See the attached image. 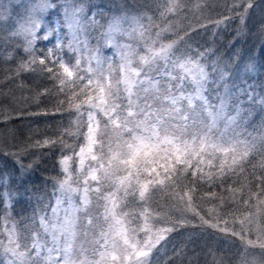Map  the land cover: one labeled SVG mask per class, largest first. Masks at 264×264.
Returning <instances> with one entry per match:
<instances>
[{
	"label": "trees",
	"instance_id": "16d2710c",
	"mask_svg": "<svg viewBox=\"0 0 264 264\" xmlns=\"http://www.w3.org/2000/svg\"><path fill=\"white\" fill-rule=\"evenodd\" d=\"M51 3L53 9L42 12L32 0H0V111L11 117L0 123V192L12 193L11 206L0 204V239L7 229H15L19 249L26 254L23 264L35 263L27 244L35 222L33 213L44 210L52 197L61 176L62 158L73 155L83 144L89 109L86 100L101 88L110 104L108 114L97 115L100 128L94 136V152L98 158L90 159L89 164L97 172L86 190L88 202L77 211L73 264L89 263L90 254L98 264H233L228 251L234 249L236 240L226 230H236L234 219L252 214L259 198L264 221V104L254 100L252 91L240 95L239 88L245 85L238 84L246 50L253 52L250 62L260 70L257 80L249 75L244 78L259 82L264 77V55L260 54L264 9L259 15L250 12L243 24L239 18H232L217 26V20L234 15L228 11V1L85 0L87 9L103 13L97 15L101 24L96 25L94 34L105 32V19L119 10L116 3L122 11L146 18L137 33H116L112 37L114 42L122 40L128 45V63L138 69L132 93L127 94L119 84L120 62L125 59L114 49L109 59L106 51L97 77L88 71L86 58H77L64 46L60 63L69 66L71 83L63 87L61 80L38 72L24 71L12 80L4 79L19 65L52 47L53 37L52 43L41 40L47 31L45 26L54 28L53 14L61 20V1ZM250 35L257 49L245 46L247 39L251 42ZM167 46L171 50L167 58L155 54ZM237 49L240 57L233 55ZM186 56L197 57L211 69L210 88L219 82L213 75L226 69L225 80L211 89V100L214 106L220 101L229 112L235 110L234 122L224 126V120L212 121L201 105L194 107L171 99L173 89L184 82L177 65ZM148 57L149 61L142 62ZM223 84L230 88L225 102L218 100ZM136 136L147 140L149 159L131 167L122 165L120 161L132 157ZM167 137L179 142L177 157H168L174 146L165 141ZM45 139L51 143L35 146ZM216 144H225L223 148L236 145L237 155L232 160L225 158ZM207 159L218 165L203 169L201 162ZM142 178L150 183L146 194L155 209L156 219L148 225L157 232L152 231L149 238L145 237L146 227H142L147 224L142 216L145 202L136 197V186ZM180 198L186 205L179 202ZM111 213L122 219L121 233L107 241L112 232L110 223L115 224ZM130 243L134 246L131 254ZM102 247L108 249L100 256ZM111 249L117 253H110ZM146 249L148 252L142 255Z\"/></svg>",
	"mask_w": 264,
	"mask_h": 264
},
{
	"label": "rangeland",
	"instance_id": "374dc122",
	"mask_svg": "<svg viewBox=\"0 0 264 264\" xmlns=\"http://www.w3.org/2000/svg\"><path fill=\"white\" fill-rule=\"evenodd\" d=\"M227 1L229 3L228 6H231L233 0H224L225 3ZM84 2L85 0H75L77 6H84L86 8V3ZM32 3L34 4L33 6L37 7L42 12H46L47 9H53L54 6V3H51V0H32ZM137 4L142 7L141 3ZM116 7H118L119 10L114 11L108 16L107 19H105V32L100 31L94 34L97 26H88L85 23V26L78 34L77 42L73 45L72 48L68 47L70 41L72 40V37L70 35H68L67 33L60 34L58 32L57 36L63 40L64 46L69 48L74 56L80 59L82 57L86 58L87 67L90 66L88 71L90 72V74H94V76L97 75V77L98 74H100L99 72L102 68V63L105 59L106 51H109L108 59L111 57V51L113 49L115 51V54L120 55L121 53L120 56L122 60H125L120 62L119 84H121L127 94H130L133 92L134 86L138 82V69L137 67H131L128 63L129 58L127 57L126 53L128 45L124 44L122 40H120L119 42V40L117 39L115 40V43L112 37L116 33H137L141 22L144 21L146 18H143L142 13L141 16L136 14L132 15L126 13L125 11H122L120 3H116ZM262 9H264V0H257L256 7L250 12L259 15V13L262 12ZM95 10L96 9H91L90 11ZM58 15L60 16V19L63 18L64 13L62 11V7L60 8V13ZM145 16L147 17V14H145ZM96 20L99 21L100 25L101 17L99 18L98 16H96ZM57 21L58 18L54 13L51 22L54 28L57 27ZM250 36L251 42L247 39L245 46H249L250 44V46L254 45V49H257L254 36ZM261 37L264 38V32L262 33ZM53 41L55 42L54 37ZM56 43L57 46H59V41H56ZM164 50L165 49L161 50V52L156 51L155 54H163V57L165 56L167 58V56H169L168 52H171V50H169L168 46L165 50L166 52ZM245 53L246 55L243 54V61L240 65V68H242V70H240L238 73L240 77V81L238 84H240L241 80L248 81L246 78H244L246 75H249L250 77L253 76L252 80H257V78H259V67L258 71L255 69V71L251 73L245 72L246 65L251 63L250 57L252 56L253 52L246 50ZM186 57L187 58L178 62L177 65V67L180 69L179 71L183 79L182 81L184 82L179 84L176 89H173L175 92L173 91L171 99H173L174 101H180L183 104L185 102L189 106L197 107L198 105H201L204 110L208 113L212 121H216L219 119L224 120V126L234 122V119L237 116L235 110L230 109L231 112H229L227 110L228 108L226 107V104H223L220 101L217 102L214 106V101L211 100V95H213V92L211 93V89L215 88L216 86H220V81L225 80L224 78L227 74L226 69H219L218 71L220 72H217L218 74L215 73L213 75L218 78L219 82H217L216 85L211 86L210 88L208 87V84L210 80H212L211 78H213L210 76L209 73L211 69L209 70L207 65L201 62L197 57ZM149 58L150 57L142 59V62H145L146 60L149 61ZM65 66L69 68V66ZM105 77H107L106 72ZM86 78H88V76ZM252 80L248 82L252 83ZM92 81L93 79H91V82ZM256 83L260 84L261 86L251 90L252 97L255 101H257V103L260 102L261 104H264V77L259 79V82ZM230 87L232 91H234V87L231 85ZM226 88L229 89L227 93L225 91ZM229 93L230 88L226 84H223L220 88V96L218 100L225 102L228 98ZM92 98L94 99V101L92 100ZM86 101L89 109L87 110L85 116L87 117V123L84 142L73 155L62 158L60 163L61 176L55 184L53 190L54 193L52 192L51 194L52 197L47 201L46 208L44 210H42L41 212L36 211L33 213L34 216H32L34 217L33 219L35 220V222H33V227H30V234L28 239L29 243H27L29 248H27L30 250L31 254L34 257L35 263L33 264H73V260H71L73 259L71 257L73 253L72 238L75 233L74 230L76 229L75 220L77 211L81 209L85 205V203L88 202L86 190L89 187V181L91 180V178L96 177L95 175L97 172L96 169H93L92 167L90 168L89 165L90 159H93L94 161L95 157H97V154L95 155L94 152V136H96L97 129L100 128V121H98L97 115L99 113L108 114V106L110 104L108 103L107 98L103 94V91H101V88L98 89V94H94L92 96L89 95ZM167 138L168 139H166L165 141L168 143L172 142L174 146V149L168 155V157H177L176 149L180 147L179 142L170 139L169 137ZM145 143L146 145H148L146 139ZM228 143L230 145V143L232 142ZM224 146L225 144L223 146L221 144H216V150L220 152L221 155H224L225 158L232 160L237 155L235 151L237 150L236 145L230 147L228 146L227 148H223ZM134 149L135 147L131 150L132 157H129V159H126L124 161H120L124 162L122 163V165L131 167L134 165H139L136 163H142L144 159L145 162L149 159L147 155L149 154V152L144 150L139 154H136L134 152ZM199 152L200 151H197L196 153ZM200 155L202 156V153ZM98 156L99 158H101L102 154L99 153ZM201 158L205 157L203 156ZM157 162L159 164L165 165V162H162L161 160ZM201 163L204 164V166H201L203 167V169H208L209 167H211L210 165L212 164L218 165V162H213L211 160L205 162L207 163V165H205L204 161H202ZM138 181L139 184L136 187L138 188L139 194L136 197L137 199L145 202L143 203L144 206L142 209L144 211L142 212V216L147 221V224H142V227H146L145 237L149 238L152 236L151 234L153 232H157V228L148 225V221L152 220L154 222V219H156L155 217H153L155 216V209L153 206H151L152 204L149 201L150 199H148L149 196L146 194V192L149 191L148 188L150 183L145 178L139 179ZM121 186L124 187L125 192L127 187L125 186V184ZM184 199L187 202L189 200L188 197H184ZM179 202L184 203L186 205V202H184L182 198L179 199ZM107 209H109L110 211V206ZM161 212L162 210H160V213ZM251 212L252 214H245L246 216L243 217V219H234L235 223L237 224L236 230H226L233 238L235 236L236 240V246H234V249L228 251L229 260L234 258L233 264H264V221L263 219H261V213L263 212V201L261 198H259L258 201L256 200L255 207H253V210ZM111 215L112 218L110 219L111 221L113 219L114 221H112V223L115 224L112 226V224L110 223V229L112 232L109 235L107 241H110L116 233H121L120 224L122 222V219L120 218V216H117L116 213H111ZM156 222L158 223L160 221L157 220ZM221 229L225 228L223 227ZM6 231V234L0 239V264H23L24 260H26V254H23L24 251L22 249H19L20 244L18 242V234H16V230L10 227V229H7ZM230 235H228V238H230ZM133 248V244L130 243V246L128 248L130 254ZM107 249H104L102 247V249L99 251L100 256L104 255ZM128 251L126 252V257L129 256ZM147 252L148 251L146 249L141 253L142 255H145ZM110 253L117 252L116 250L111 249ZM89 258L90 261H88L89 263L86 264H98V259H93L92 254H90Z\"/></svg>",
	"mask_w": 264,
	"mask_h": 264
},
{
	"label": "snow or ice",
	"instance_id": "6c2138e0",
	"mask_svg": "<svg viewBox=\"0 0 264 264\" xmlns=\"http://www.w3.org/2000/svg\"><path fill=\"white\" fill-rule=\"evenodd\" d=\"M61 7L64 15L61 20L57 21V27L52 28L49 25L45 26V28L47 29L46 34L41 36V40L49 41L50 43H52L50 37L55 38V42L52 43L51 49H45L39 57L34 56L26 63H22L17 67L15 72L12 73V75H6L4 79L12 80L14 77H18L20 73L24 71H29L38 72L40 75L52 78L54 80H61L63 83L60 84V87H63L64 84L71 83V81L68 79V77L71 75L70 69L60 63V60L64 53V44L63 40L57 36V33H67L68 35H70L72 37V40L70 41L68 47L72 48L73 45L77 42L78 34L85 26V23L88 26L94 27L99 23V21L96 20V16L102 15L103 13L100 10L90 11L84 6H77L75 0H61ZM255 7L256 0H233L232 5L228 8V11L230 13H233L234 15L225 16L222 19L217 20L216 24L217 26L225 24L228 20L232 18H239L241 24H243L250 11ZM238 8L242 10L237 12ZM261 31L264 32V28H262ZM56 41H59V46H57ZM260 54L264 55V45L261 46ZM233 55L235 57H240V50H235ZM8 58H10V56ZM250 59L254 58L250 57ZM49 65L53 66L50 67ZM255 69L256 66L250 63L246 65L245 72L251 73L255 71ZM241 83L245 85V87L239 88L240 95H245L251 90L261 86L256 82L249 83L246 80L241 81ZM23 86L24 85L22 84L20 85V87ZM225 91L227 93L229 89L226 88ZM45 92L48 93L49 90H45ZM10 119V116H7L2 111H0V123H6ZM153 134H156L155 130H153ZM134 139L138 141L137 145L135 146L134 152L136 154H139L147 148V145L145 143V139L141 136H136L134 137ZM49 143H51V141L45 139L42 142L38 141L35 146L40 147L43 145H48ZM17 163L20 164L21 168L24 167V165L21 164L19 161H17ZM11 201V192H0V204H3L5 206H11Z\"/></svg>",
	"mask_w": 264,
	"mask_h": 264
}]
</instances>
